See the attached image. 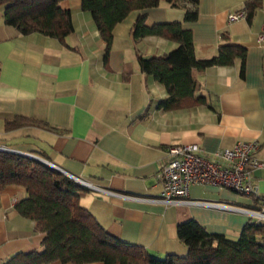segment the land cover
Instances as JSON below:
<instances>
[{
	"label": "crops",
	"instance_id": "1",
	"mask_svg": "<svg viewBox=\"0 0 264 264\" xmlns=\"http://www.w3.org/2000/svg\"><path fill=\"white\" fill-rule=\"evenodd\" d=\"M247 1L198 0L193 21L184 19L194 8L185 0L132 10L114 26L106 60V42L81 0L59 3L70 10L73 25L64 43L37 32L21 34L4 22L0 8V145L39 156L66 176L115 193L85 188L79 204L109 235L155 257L187 255L177 234L181 221L192 219L208 233L230 239H237L248 221L264 224L232 209H264V168L253 173L255 195L213 184L189 187L190 199L218 207L154 200L162 190L157 174L169 145L197 143L214 152L238 140L256 141L255 155L264 160V38H258L264 31V0H258L250 21L227 19ZM140 15L149 24L179 22L190 30L197 59L210 58L222 44L245 47L243 76L239 58L231 65L193 68L195 93L204 102L158 108L168 93L140 70L138 56L165 55L178 42L157 35L134 40L131 28ZM16 117L27 122L6 131L5 122ZM26 196L17 184L0 192V264L17 252L41 250L45 233L15 208Z\"/></svg>",
	"mask_w": 264,
	"mask_h": 264
},
{
	"label": "trees",
	"instance_id": "2",
	"mask_svg": "<svg viewBox=\"0 0 264 264\" xmlns=\"http://www.w3.org/2000/svg\"><path fill=\"white\" fill-rule=\"evenodd\" d=\"M61 0H0L4 22L21 34L37 32L65 42L73 32L70 10ZM176 6L178 0H164ZM193 5L184 19L197 18L198 0H185ZM160 0H81L83 10L91 13L100 36L106 42L104 60L112 42V30L132 10L156 7ZM258 0L244 4L246 19L251 20L259 7ZM134 40L157 35L178 42L165 55L151 58L138 56L142 72L162 83L168 96L157 107L171 110L204 102L195 93L193 68L203 70L214 65H231L240 59L239 75L244 74L246 48L238 44H222L215 55L197 59L190 30L179 22L149 24L140 15L132 25ZM225 37V34H222ZM22 117L5 122V130L26 123ZM8 184L25 187L27 196L15 204L18 213L36 221V228L45 233L41 250L17 252L2 264H48L54 261L72 264H264V224L248 221L237 239L208 233L196 221L177 224L178 238L187 247L186 256L167 254L162 258L150 255L142 246L129 244L109 235L97 219L79 204V193L86 189L56 169L21 154L0 151V192Z\"/></svg>",
	"mask_w": 264,
	"mask_h": 264
},
{
	"label": "built area",
	"instance_id": "3",
	"mask_svg": "<svg viewBox=\"0 0 264 264\" xmlns=\"http://www.w3.org/2000/svg\"><path fill=\"white\" fill-rule=\"evenodd\" d=\"M246 17L245 9L230 12L229 22ZM264 28V24H263ZM259 40L264 38V31ZM258 148L256 141L238 140L233 145L223 147L214 152H206L197 143H181L169 145L161 162L158 178L162 190L155 201L169 205L195 204L203 206H221L218 203L190 199L189 187L194 184H213L230 189L236 194L249 196L256 194L253 184L255 170L264 168V160L256 157ZM0 151L17 153L19 151L0 145ZM84 188L106 191L80 178L70 176ZM109 194L113 192L106 191ZM247 213L252 219L263 222L264 209L232 208Z\"/></svg>",
	"mask_w": 264,
	"mask_h": 264
},
{
	"label": "water",
	"instance_id": "4",
	"mask_svg": "<svg viewBox=\"0 0 264 264\" xmlns=\"http://www.w3.org/2000/svg\"><path fill=\"white\" fill-rule=\"evenodd\" d=\"M17 154H21V155H24L26 157H30L32 159H35V160H37L39 162H42L44 164H47V165H50L51 166V164H49L46 160H44V159H42L39 156H36L34 154H31V153H23V152H17ZM51 167H53V166H51Z\"/></svg>",
	"mask_w": 264,
	"mask_h": 264
},
{
	"label": "rangeland",
	"instance_id": "5",
	"mask_svg": "<svg viewBox=\"0 0 264 264\" xmlns=\"http://www.w3.org/2000/svg\"><path fill=\"white\" fill-rule=\"evenodd\" d=\"M257 210H260V209H257ZM264 222V221H263Z\"/></svg>",
	"mask_w": 264,
	"mask_h": 264
}]
</instances>
